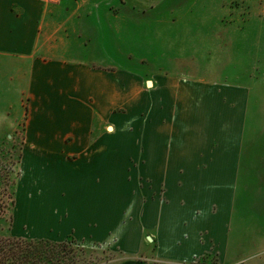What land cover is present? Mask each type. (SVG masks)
I'll use <instances>...</instances> for the list:
<instances>
[{"label":"crops","instance_id":"crops-1","mask_svg":"<svg viewBox=\"0 0 264 264\" xmlns=\"http://www.w3.org/2000/svg\"><path fill=\"white\" fill-rule=\"evenodd\" d=\"M162 2L173 12L189 0ZM192 2L191 19L149 23L192 25L162 40L199 42L202 60L224 2ZM125 4L0 0V139L20 124L24 132L13 229L30 239H112L117 264H238L261 223L250 214L251 163L264 157L247 130L251 87L123 67V35L138 24ZM255 200L260 207L264 192Z\"/></svg>","mask_w":264,"mask_h":264},{"label":"rangeland","instance_id":"rangeland-1","mask_svg":"<svg viewBox=\"0 0 264 264\" xmlns=\"http://www.w3.org/2000/svg\"><path fill=\"white\" fill-rule=\"evenodd\" d=\"M123 1L126 2L123 12L131 13L138 19V24L134 26L136 32L132 36L123 35L122 57H120L122 66H132L143 75L145 74L147 78L159 74L157 72L162 70L166 71L165 73L170 71L172 72L170 75L178 77L192 78L202 75L216 82L249 85L251 98L247 108V130L251 135V148L253 149L251 151L256 153L257 148L264 147V136L255 137L257 134H264V0H216L217 5L219 2H224L222 10L217 6L219 35L216 40L212 38L210 41L201 43L203 50L205 49L202 60L194 57V45L196 44L197 48L199 42L186 40V37L183 41L162 40L173 38L178 32H180L179 36H182L181 33L191 31L192 25L149 23L151 16L153 18L165 17L169 20L180 16L185 19L193 18L197 15V10L192 7L193 0L186 2L185 9L173 12L161 8L162 0ZM209 27L210 25L202 26V31L206 32L205 28ZM227 32L233 37L225 41ZM143 36L150 41L142 40ZM210 48L212 50H209ZM128 53L133 54V57L127 56ZM199 61L206 70L202 74L194 72L195 63ZM127 109L123 106L119 110L122 119L128 118ZM23 139V124H20L8 138L0 139V244L9 239L30 240L29 237L24 234L21 236L17 230L13 229L15 181L23 151ZM254 155L260 156L261 153ZM261 158L263 159L259 160L260 162L256 158L255 162L251 163L254 166L250 170L252 174L248 186L253 200L251 203L254 205L259 202L255 200L257 193L264 192V157ZM260 202H262L260 207L257 208L254 205L250 207L251 220H254L252 222L255 228H257L256 219H260V235L257 231L250 233L249 257L238 264H264V241L258 247L254 244L255 239L264 237V230H262L264 229V201ZM258 212L260 216L257 217ZM28 223L34 226L33 223L29 221ZM31 239L34 240V238ZM71 239L76 245L85 248L83 253L78 252L79 256H75L78 264H117L122 259V254L113 248L112 239L104 244H90L72 236H64L60 240L51 241L62 242ZM0 258H2V252H0ZM199 264L218 263L211 258Z\"/></svg>","mask_w":264,"mask_h":264},{"label":"trees","instance_id":"trees-1","mask_svg":"<svg viewBox=\"0 0 264 264\" xmlns=\"http://www.w3.org/2000/svg\"><path fill=\"white\" fill-rule=\"evenodd\" d=\"M0 248V264H78L75 256L85 250L76 245L73 239L62 242L48 239H9L2 241Z\"/></svg>","mask_w":264,"mask_h":264},{"label":"built area","instance_id":"built-area-1","mask_svg":"<svg viewBox=\"0 0 264 264\" xmlns=\"http://www.w3.org/2000/svg\"><path fill=\"white\" fill-rule=\"evenodd\" d=\"M23 142H24V139H23Z\"/></svg>","mask_w":264,"mask_h":264}]
</instances>
